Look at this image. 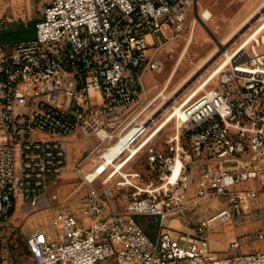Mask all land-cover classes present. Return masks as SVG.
Returning a JSON list of instances; mask_svg holds the SVG:
<instances>
[{
	"label": "built area",
	"instance_id": "obj_1",
	"mask_svg": "<svg viewBox=\"0 0 264 264\" xmlns=\"http://www.w3.org/2000/svg\"><path fill=\"white\" fill-rule=\"evenodd\" d=\"M197 3L50 0L35 37L0 42V231L19 209L48 204L68 167V136L103 131L115 143L137 128L131 145L147 133L152 116L137 118L148 96L145 76L163 68L161 47L181 36ZM183 111L165 150H158L155 136L137 145L135 156L147 152L151 176L141 184L135 182L141 172L124 176L121 186L135 190L121 209L109 208L108 190L94 183L110 167L104 171L100 163L92 177H83L86 194L77 208L68 207V195L55 209L51 232L26 236L36 264H264V251L219 256L210 242L243 212L242 193L251 200L264 193V36L234 56ZM104 150L98 149L102 160ZM232 162L241 167L225 165ZM251 181L259 185L237 188ZM210 197L222 207L174 236L166 217L185 220ZM149 215L160 225L155 237L139 220ZM0 264H6L1 234Z\"/></svg>",
	"mask_w": 264,
	"mask_h": 264
},
{
	"label": "rangeland",
	"instance_id": "obj_2",
	"mask_svg": "<svg viewBox=\"0 0 264 264\" xmlns=\"http://www.w3.org/2000/svg\"><path fill=\"white\" fill-rule=\"evenodd\" d=\"M49 1L0 0V33L15 30L28 20L37 17L41 12L40 17L43 18L44 7ZM263 4L264 0H199V3L189 10L181 36L164 42L163 36L154 35L158 44L164 42L160 50L164 66L160 71L149 72L145 76L148 96L144 106L137 113V118L143 121L161 108L164 109L149 124L147 133L131 144V147L137 146L146 136L156 134L153 141L158 150L166 148L167 139L175 134L177 126L175 116H179V110L187 106L203 90H209L213 82H217L219 73L226 68L231 59H228L227 54L232 56L239 50L247 51L255 39L264 36ZM256 16L258 17L249 23ZM165 31L170 34L166 28ZM254 36L257 37L254 38ZM23 38L21 35L14 37L0 34V41ZM210 78L213 79L207 84ZM104 138L105 136L100 137L98 134L87 136L79 132L66 138L68 167L59 185L47 194L48 204L34 211L27 208L19 209L14 214L12 222L0 231L6 264H36L27 249L26 236L37 229L51 232L50 222L55 209L68 195L72 198L68 207L77 208L79 206L86 194L83 177L92 173L95 167L103 161L99 158L98 149L104 150L114 144L112 140ZM129 152V149H125L120 153L113 165L110 164L109 169L94 182L97 187L108 190L109 201L107 197L106 201L109 208L121 209L124 201L135 190L133 187L123 188L121 186L122 182L126 181L124 176L133 172H141L143 178L140 181L135 179V182L139 184L151 176L147 168L146 151L139 153L120 172L112 175L115 165L122 164ZM201 168L196 169V177ZM196 188L197 183L193 182L192 190ZM55 189L58 191L56 192ZM55 194L58 196L57 199L52 198ZM220 201L218 197H210L208 206L186 214L187 221L168 216L164 222L170 226L171 233L177 236L179 230H191L204 215L217 211L220 208ZM139 220L146 232L151 237H155L160 228L156 218L149 215ZM219 229L221 227L217 228ZM228 253L230 250L225 255Z\"/></svg>",
	"mask_w": 264,
	"mask_h": 264
},
{
	"label": "crops",
	"instance_id": "obj_3",
	"mask_svg": "<svg viewBox=\"0 0 264 264\" xmlns=\"http://www.w3.org/2000/svg\"><path fill=\"white\" fill-rule=\"evenodd\" d=\"M128 130L129 126L122 128L124 133ZM77 132L82 133L81 131ZM227 166L232 169H237L241 167V164L237 165L236 162H232L228 163ZM258 185V181H251L237 188L242 190L246 187H256ZM241 200L243 203V212L210 235L211 246L217 251L219 256H224L229 250L230 253L264 251V193H261L255 200L249 199L242 193ZM219 204L221 208L223 205L222 201ZM183 221L187 220L185 219ZM233 240L239 241L240 246L238 249L231 247L230 243Z\"/></svg>",
	"mask_w": 264,
	"mask_h": 264
},
{
	"label": "bare ground",
	"instance_id": "obj_4",
	"mask_svg": "<svg viewBox=\"0 0 264 264\" xmlns=\"http://www.w3.org/2000/svg\"><path fill=\"white\" fill-rule=\"evenodd\" d=\"M262 14H264V11L262 12ZM262 29L264 30V26L262 27ZM257 37V36H256ZM255 36H254V38H256ZM253 38V39H254ZM241 51L242 50H239V51H237L236 53H234L232 56L231 55H229V54H227V53H225V54H227V57H228V59H232L234 56H236L237 54H239V53H241ZM230 59V60H231ZM230 60H229V62H230ZM225 65V64H224ZM223 65V66H224ZM189 104V103H188ZM187 104V105H188ZM175 107V106H174ZM185 108V107H184ZM184 108H182V109H180L179 110V116L180 117H182V118H185V116H186V113L183 111V109ZM176 110L178 111V108H176ZM167 122V121H166ZM166 122H164V124L166 123ZM163 127V126H162ZM137 131H138V129L137 128H132L128 133H126V134H124V135H121L120 136V140L119 141H117V142H115L112 146H110V147H108L107 149H106V152H104V159H103V161L101 162V169L102 170H107L108 169V167L109 166H111V165H113V163H114V160L115 159H117L118 157H119V154L121 153V152H123L125 149H129L130 150V152H129V154L126 156V158L124 159V161H123V163L121 164V163H119V165H115V174L116 173H118V172H120L121 171V169L132 159V158H134V156L136 155V151H137V146H135V147H131V145H130V143H131V138L134 136V135H136V133H137ZM98 135L100 136V137H104L105 136V134H104V132L103 131H100L99 133H98ZM156 134H153L152 136L151 135H149V136H146L143 140H145V139H147L148 141L150 140V139H152L154 136H155ZM111 164V165H110ZM94 172V171H93ZM92 172V174L90 175V177H92L93 176V174H95V173H93Z\"/></svg>",
	"mask_w": 264,
	"mask_h": 264
},
{
	"label": "trees",
	"instance_id": "obj_5",
	"mask_svg": "<svg viewBox=\"0 0 264 264\" xmlns=\"http://www.w3.org/2000/svg\"><path fill=\"white\" fill-rule=\"evenodd\" d=\"M48 3L45 5V7L48 5ZM45 7H44V9H45ZM43 12H44V10H43ZM40 15H42V12L37 17L28 20L27 23L18 26L15 30L0 33L1 35H8V36H14V37L17 35H21L24 37L23 39L10 40V41H0V42L12 44V43L18 42L20 40H25V39H30V38L35 37L36 23L38 21H40L41 19H43L40 17Z\"/></svg>",
	"mask_w": 264,
	"mask_h": 264
},
{
	"label": "water",
	"instance_id": "obj_6",
	"mask_svg": "<svg viewBox=\"0 0 264 264\" xmlns=\"http://www.w3.org/2000/svg\"><path fill=\"white\" fill-rule=\"evenodd\" d=\"M259 14H261V13L259 12ZM257 17H258V16H256L255 18H253V20H251V22H249V23H252ZM163 109H164V108H161V110H159L157 113H155V114L151 117V120L156 119V118L161 114V112H162Z\"/></svg>",
	"mask_w": 264,
	"mask_h": 264
}]
</instances>
